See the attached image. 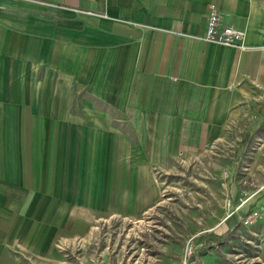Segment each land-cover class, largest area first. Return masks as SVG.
<instances>
[{
    "label": "crops",
    "instance_id": "crops-1",
    "mask_svg": "<svg viewBox=\"0 0 264 264\" xmlns=\"http://www.w3.org/2000/svg\"><path fill=\"white\" fill-rule=\"evenodd\" d=\"M263 95L264 0H0V264L144 215Z\"/></svg>",
    "mask_w": 264,
    "mask_h": 264
},
{
    "label": "rangeland",
    "instance_id": "rangeland-1",
    "mask_svg": "<svg viewBox=\"0 0 264 264\" xmlns=\"http://www.w3.org/2000/svg\"><path fill=\"white\" fill-rule=\"evenodd\" d=\"M250 116L232 122L224 145L191 165L157 171L161 198L144 215L100 220L86 239L59 244L51 260L20 261L264 264V124L251 128Z\"/></svg>",
    "mask_w": 264,
    "mask_h": 264
},
{
    "label": "built area",
    "instance_id": "built-area-1",
    "mask_svg": "<svg viewBox=\"0 0 264 264\" xmlns=\"http://www.w3.org/2000/svg\"><path fill=\"white\" fill-rule=\"evenodd\" d=\"M207 16L208 17L205 28L206 32L203 40L209 44L231 47V26L224 27L220 25V16L214 5H210ZM243 38L244 32L241 30L239 36L240 50L245 48L243 44ZM257 215V211H254L250 215H248L247 219H245L246 225L251 223L250 219H252V217H256Z\"/></svg>",
    "mask_w": 264,
    "mask_h": 264
},
{
    "label": "bare ground",
    "instance_id": "bare-ground-1",
    "mask_svg": "<svg viewBox=\"0 0 264 264\" xmlns=\"http://www.w3.org/2000/svg\"><path fill=\"white\" fill-rule=\"evenodd\" d=\"M239 36H240V32L239 31L231 30V47L240 49Z\"/></svg>",
    "mask_w": 264,
    "mask_h": 264
},
{
    "label": "water",
    "instance_id": "water-1",
    "mask_svg": "<svg viewBox=\"0 0 264 264\" xmlns=\"http://www.w3.org/2000/svg\"><path fill=\"white\" fill-rule=\"evenodd\" d=\"M263 100H264V95H263Z\"/></svg>",
    "mask_w": 264,
    "mask_h": 264
}]
</instances>
